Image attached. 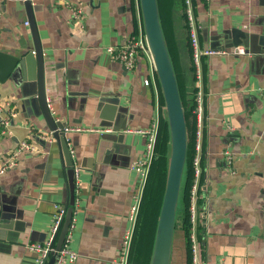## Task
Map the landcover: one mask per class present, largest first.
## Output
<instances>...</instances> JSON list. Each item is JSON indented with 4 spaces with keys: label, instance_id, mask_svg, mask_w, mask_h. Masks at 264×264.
I'll return each mask as SVG.
<instances>
[{
    "label": "crops",
    "instance_id": "0c3cea01",
    "mask_svg": "<svg viewBox=\"0 0 264 264\" xmlns=\"http://www.w3.org/2000/svg\"><path fill=\"white\" fill-rule=\"evenodd\" d=\"M32 1L49 108L65 128H82L66 136L79 170L69 243L78 258L68 257L63 264H115L132 226L128 215L139 188L132 164L147 143L137 130L160 126L163 120V99L158 86L148 81L146 57L139 56L128 68L107 50L138 31V6L136 0H81L85 14L78 24L71 21L67 6L78 0ZM263 15L264 0L197 3L202 46L231 52L202 58L203 264H264V52L237 55L233 52L239 45L231 36L234 27L247 29ZM169 17L166 32L174 44L180 89L190 101L197 86L187 26L178 7ZM26 21L24 0H0V49L24 62L15 76L0 82V96L11 100L16 111L7 133L0 124V166L20 140L29 138L42 148L21 154L0 176V195L11 214L0 228V264H37L39 254L30 245L50 239L57 206L66 205L69 196L67 171L73 167L61 142L36 135L49 127L32 101L37 97V69L35 56L25 59L35 48ZM196 124L197 118L191 120L194 132ZM65 128L60 129L63 135ZM181 219L180 214L171 264H190ZM150 257L142 264H149Z\"/></svg>",
    "mask_w": 264,
    "mask_h": 264
},
{
    "label": "water",
    "instance_id": "95a60500",
    "mask_svg": "<svg viewBox=\"0 0 264 264\" xmlns=\"http://www.w3.org/2000/svg\"><path fill=\"white\" fill-rule=\"evenodd\" d=\"M139 3L145 37L163 99V119L166 122L168 134L166 183L149 264H171L177 224L180 214L183 216V202L181 201L188 168L190 134L186 110L194 105L196 89L194 88L192 91V99L190 101L183 98L163 26L159 0H139ZM24 4L35 47L33 52L25 59L28 61L33 60L35 56L37 69V97L32 101L37 102L34 103V106H40V112L38 113L44 116L49 130H53L55 138L62 143L65 153L68 154L69 162L73 166L67 171L69 176V196L66 202L67 212L58 236L56 250L51 253L47 262V264H55L59 258L58 253L63 248L66 237L70 232V226L74 218L76 204L75 180L77 178L74 174L75 159L71 155L72 150L68 144L67 135H63L60 130L65 128V124L56 121L47 102L45 56L34 17L33 1L24 0ZM231 36L232 43L235 46L244 44L248 52L263 53L264 15L259 23L253 24L247 29L234 27L231 31ZM33 53L35 55H32ZM20 61V57L0 49V82L4 83L17 74V70L21 68L18 65L23 66L24 64V62L20 63ZM10 217L9 207L0 195V228L4 223H8Z\"/></svg>",
    "mask_w": 264,
    "mask_h": 264
},
{
    "label": "built area",
    "instance_id": "2783aa9c",
    "mask_svg": "<svg viewBox=\"0 0 264 264\" xmlns=\"http://www.w3.org/2000/svg\"><path fill=\"white\" fill-rule=\"evenodd\" d=\"M209 1V0H205ZM185 3V14H186V23L188 24L187 28V37L190 42L192 48V61L194 65V71L196 76L197 87L195 90L194 97V105H193V113L196 115L197 124H196V140H195V151L192 158V180L190 184L189 191V218H190V232L188 235L189 240V250L192 257V264H203V259L201 256L202 252V240L199 237V223H200V215L206 214L205 206H200V198L202 197V179L204 168L201 163V153L203 148V126H204V91L201 87L202 77H203V69H202V58L205 56H212L216 54H231L230 51L226 49H215L212 47H203L200 40V24L197 18L196 11V0H184ZM136 4L139 10L140 16V26L136 33L131 34L124 44L121 45H112L108 46L107 50L111 54L112 58L122 62L126 67L133 68L139 56H145L146 59L150 63V78L148 81L153 82L160 89L154 63L152 60L151 53L149 51L147 40L145 37V32L143 28V22L141 17L140 3L139 0H136ZM67 6L71 9V21L74 23L80 24L83 20L85 14V4L83 1L78 0L76 2H69ZM26 24L29 25V21H26ZM237 55L247 54V50L243 45H239L235 48L233 52ZM149 82V83H150ZM161 93V91H160ZM162 96V95H161ZM16 116V111H14V107L12 105V101L8 99H3L0 96V124L3 127V134L8 132V128L11 125L12 119ZM80 131L82 128L78 127H67L65 128V135L68 132L72 131ZM142 133L147 138L145 151L134 161L132 164L133 170H135L140 178L139 188L137 193L134 196V202L131 205L129 211V219L132 223V226L125 232L122 247L120 251V255L116 260L115 264H131L132 262L129 260L131 243L133 240V236L135 233V228L138 221V216L140 212V205L143 196V190L145 184L147 182L151 165L153 159L156 155V143L159 132V123L154 124L150 128L147 129H139L137 130ZM41 139H45L48 141H54L55 136L53 130H39L36 134ZM68 141V139H67ZM69 143V142H68ZM42 150V148L37 145L33 140H29V138L20 140L18 145L12 150L8 155L3 158V162L0 166V176L5 173L10 168H13L18 163V157L21 154L29 153L34 154L38 153ZM224 155L228 159L229 162H232L233 157L229 150H225ZM76 177L78 176L79 170L78 167H75ZM77 186V181H76ZM57 213L54 217V223L52 226V234L50 239L46 244L32 243L30 248L38 252L37 264H47L48 259L53 251L56 250V247L53 245L54 241L57 239L60 230L63 226L65 215L67 212L66 205H58ZM75 227V213L74 218L72 220L70 226V232L66 237L65 244L63 248L59 251V258L55 264H63L66 258H70L71 261H75L78 258V254L74 251L69 243L71 241V232Z\"/></svg>",
    "mask_w": 264,
    "mask_h": 264
},
{
    "label": "trees",
    "instance_id": "16d2710c",
    "mask_svg": "<svg viewBox=\"0 0 264 264\" xmlns=\"http://www.w3.org/2000/svg\"><path fill=\"white\" fill-rule=\"evenodd\" d=\"M199 1L201 0H196V4L199 3ZM159 4H160L161 17L163 21L165 34H166L168 44L170 47V51L173 57L177 76L178 78H180L178 75L180 70L178 66L176 65L175 56H174V53H175L174 44L171 42L166 32V22L170 18L169 16H172V10H173V7L175 6L179 8V10L181 11V16L185 18L186 17L185 3H184V0H159ZM196 11H197V6H196ZM185 26H187L188 28V24L186 23V18H185ZM186 34H187V30H186ZM188 45H189L190 51H192L190 42L188 43ZM191 71H194V65L191 66ZM194 75H195V71H194ZM186 116H187L189 132H190V140H189V152H188V164H187L188 168H187V173L185 175V185L183 187L184 188L183 195H182L183 198L181 201L183 202L185 216L184 217L182 216V219L180 221H182L184 224L183 227L186 232L187 242L189 246L188 235L190 232V225H191L189 213H188L189 191H190V184L192 180V171H193L192 158L195 153V140H196L195 134L193 135V132H194L193 128L190 126L191 120L193 121V123H194V119L196 120V115L193 113V106H191L190 108H188V110H186ZM167 146H168V134H167V129H166V122L164 121V119L163 120L161 119L157 143H156V155H155V158L153 159L150 173H149L147 182L143 190V196H142V201L140 205V212L138 216V221L141 219L142 224L139 230H137V226L135 228V233L133 236V240H132L131 248H130V254H129V260L134 261L137 264H142L143 261L146 258H148L149 255L151 254L157 219H158L161 202H162V198L164 194V189H165V183H166ZM199 203H200V206L202 207L203 197L200 198ZM138 221H137V224H138ZM200 229H201V225H199V237H201V240L203 241L204 238L202 237L200 233ZM57 241H58V238L54 241L53 245L55 247H56Z\"/></svg>",
    "mask_w": 264,
    "mask_h": 264
},
{
    "label": "rangeland",
    "instance_id": "374dc122",
    "mask_svg": "<svg viewBox=\"0 0 264 264\" xmlns=\"http://www.w3.org/2000/svg\"><path fill=\"white\" fill-rule=\"evenodd\" d=\"M141 224H142V220L140 219L138 221V224L136 225L137 226V230H139L141 228ZM157 225V224H156ZM132 263H134V261H131ZM190 264H192V257H191V254H190Z\"/></svg>",
    "mask_w": 264,
    "mask_h": 264
}]
</instances>
